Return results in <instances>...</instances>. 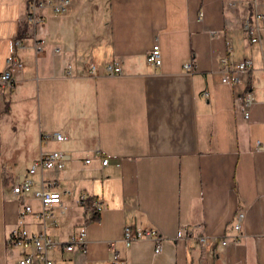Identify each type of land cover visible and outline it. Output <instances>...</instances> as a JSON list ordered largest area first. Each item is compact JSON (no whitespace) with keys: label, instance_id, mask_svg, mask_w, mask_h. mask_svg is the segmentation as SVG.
Here are the masks:
<instances>
[{"label":"crops","instance_id":"crops-1","mask_svg":"<svg viewBox=\"0 0 264 264\" xmlns=\"http://www.w3.org/2000/svg\"><path fill=\"white\" fill-rule=\"evenodd\" d=\"M70 2L64 14L46 11L43 25L35 30L45 47L36 53L25 22L27 0H0V73L10 54L24 65L14 73L13 87L0 91V177L16 184L26 172L14 176L10 166L27 157L32 162L41 152L68 156L62 170H44L36 182V189L44 180L58 191L65 207L62 214L59 205L54 208L59 225L50 234L56 240L86 226L85 251L64 252L60 259L112 264L108 242L114 241L125 264H187L194 244L199 264H264V30L260 43L250 42L243 22L255 20L246 1ZM15 37L23 38L22 47L14 46ZM154 44L161 64L152 68L146 57ZM224 57L229 65L251 60L242 84L220 81ZM190 59L195 67L186 72L183 63ZM92 61L99 66L119 63L121 74L87 76ZM68 63L74 67L72 77L64 74ZM73 80L85 82L86 89L66 91ZM14 86L18 99L30 105L29 118L35 97L39 99L38 153L26 147V128L22 137L15 124ZM247 89L254 102L245 119L239 95ZM70 106L74 114L65 123H75L65 128L62 119ZM53 132L68 139L46 137ZM103 158H108L106 166ZM80 193L101 199L95 218L88 219L78 203ZM238 213L243 216L240 231H235ZM8 218L6 245L17 214ZM126 224L155 228L163 236L161 250L156 253L149 240L125 248ZM182 226H197L195 236L178 239ZM238 234L239 241L233 242ZM198 236L207 239L205 247Z\"/></svg>","mask_w":264,"mask_h":264},{"label":"built area","instance_id":"built-area-1","mask_svg":"<svg viewBox=\"0 0 264 264\" xmlns=\"http://www.w3.org/2000/svg\"><path fill=\"white\" fill-rule=\"evenodd\" d=\"M248 4L255 23L251 24L248 19L243 22V29L250 36V42L260 43V30H264V0H245ZM70 0H27L25 10V22L32 30L34 38V49L36 53L42 51L45 47V40L39 39L36 36L35 30L40 28L46 17V11L49 10L53 15H61L70 9ZM202 13H199L198 19H201ZM23 38L15 37L13 39L14 46L22 47ZM228 54L231 52V45L226 43ZM55 53L60 52L57 47L53 48ZM222 63L225 65L221 71L220 81L230 86H238L244 82V74L250 71L252 62L249 58L238 61L234 65L227 63V58L224 57ZM146 64L152 68L158 67L161 64V54L158 44H154L148 51ZM23 63L14 55L10 54L6 57L5 67L0 73V91L10 90L14 85V73L22 70ZM195 63L190 59L183 63V68L186 72H193ZM64 74L67 77H72L74 67L71 63L66 64ZM121 74L119 63L110 62L102 66L97 65L94 61L86 66V75L90 77L97 76H116ZM209 95L207 90L202 92V96L207 98ZM239 98L242 103L243 117L248 119V109L254 102V95L251 89L245 90ZM55 141L62 142L68 139L61 132H53L46 135ZM258 148H263L257 142ZM68 156L62 151L52 150L41 152L40 156L33 160L26 170V174L22 175L16 184L12 187V193L19 199H22L24 193L30 192L36 182L31 178L37 170H62L65 167ZM90 160L85 159L88 163ZM101 164L106 166L108 158H103ZM40 188L32 191L31 199L37 202L36 209L27 202H22L18 211L17 221L14 227L7 235V246L9 248H17L19 251L14 256L13 264H59V260L49 256V252L53 251L55 255L62 259V253H72L75 251L83 253L86 246L87 231L85 224L76 226L64 241L56 240L50 230L57 228L59 225V216L55 213V205L61 207L60 214L64 212L65 207L61 203L60 193L50 186H47L44 180H41ZM78 203L86 208L88 217L96 216L102 209V201L98 197H89L86 193H80L77 199ZM242 213L237 214V221L234 224L235 231H240ZM197 226L187 227L182 226L177 231L178 239H188L195 236ZM239 234L232 237L233 242L239 241ZM163 236L152 227H141L131 224H126L123 228L122 243L125 248H128L133 242L139 240H149L155 243L154 251L157 253L161 250L160 242ZM200 245L205 247L207 239L203 236L197 237ZM227 244V241L223 242ZM108 247L112 252V264H125V261L119 256L116 242H108Z\"/></svg>","mask_w":264,"mask_h":264},{"label":"rangeland","instance_id":"rangeland-1","mask_svg":"<svg viewBox=\"0 0 264 264\" xmlns=\"http://www.w3.org/2000/svg\"><path fill=\"white\" fill-rule=\"evenodd\" d=\"M79 88H82L83 90L86 89L85 82L82 83V81L73 80V81H69V83L66 85V91L68 92L72 90H78ZM12 94H13L12 98L14 100V110L16 111V115H17V118H15V124L20 127L18 132L23 137L22 127L26 128V131H25L26 147L30 149L32 153H38L39 147H40L39 139L37 135L35 137V132L37 134V130H38L39 122H40V115H41V118L43 119L42 111L40 112L39 99L38 97H35L34 103H33L35 106L34 111H33V116L29 118L28 113L26 112V109L30 105L28 102H24L18 99V96H19L18 86H14V90ZM68 109H69V115L65 114L64 112V116L62 119V122L65 128L66 126L69 128L71 125L73 126L75 123V122H68V124L65 123L66 118L67 117L72 118L74 114L73 108H71V106L70 108L68 107ZM22 142H24L23 138H22ZM30 159L31 157L23 158V160L19 162L18 164H13L11 166L9 165L11 167L12 174H14V176H17L21 172L25 173L26 169L31 164ZM46 174L47 172H45V175ZM31 178L35 182H38L40 180V170H37V172L33 176H31ZM12 185H13L12 179H8V180L6 179V181H4V179L0 177V251L3 252L2 256H0V264H13L14 259L11 258L10 255L13 254L15 256L19 251L17 248H9L5 243V237H6V234L4 233L5 217H10L7 219V222H9V219H12L14 215L16 216L17 214L18 216V211L23 201L31 204V206H33L34 209H36V204H37L36 201L30 198L32 191L37 188L36 184L33 185L30 192L24 193L22 195L23 197L22 199H19L17 196L13 195ZM1 239H2V242H1ZM48 254L50 257L57 258L59 260L58 261L59 264H68L67 260L59 259V256L55 255L53 251H50Z\"/></svg>","mask_w":264,"mask_h":264},{"label":"trees","instance_id":"trees-1","mask_svg":"<svg viewBox=\"0 0 264 264\" xmlns=\"http://www.w3.org/2000/svg\"><path fill=\"white\" fill-rule=\"evenodd\" d=\"M4 181H6V179H4ZM93 218H95L93 215H90L88 217V219H93ZM199 258H200L199 247L194 244L189 249L187 264H199Z\"/></svg>","mask_w":264,"mask_h":264}]
</instances>
